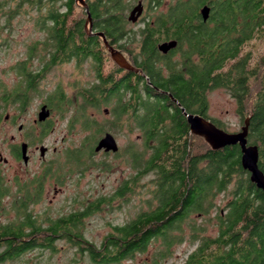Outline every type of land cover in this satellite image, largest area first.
<instances>
[{
	"label": "trees",
	"instance_id": "trees-1",
	"mask_svg": "<svg viewBox=\"0 0 264 264\" xmlns=\"http://www.w3.org/2000/svg\"><path fill=\"white\" fill-rule=\"evenodd\" d=\"M10 2L15 7L8 10L9 20L13 19V11L19 13L25 5L41 12L35 25L45 35L47 69L73 61L78 66L90 62L96 71L95 82L79 91L80 103H73L61 88L55 96L57 112L63 115L74 110L70 128L80 124L83 131L92 134L75 155L69 153L77 158L73 166L87 170L90 164L84 166L83 159H78L82 150L91 149L90 159L99 136L107 131L114 133L113 129L126 118L131 130L136 124L146 151L151 152L145 169L158 174L155 209L126 226L115 227L100 249L89 242L74 245L81 252H89L94 262L100 264L118 263L145 252L156 242L163 247L161 258L165 257L181 242L176 236L190 214H208L218 195L228 193L231 200L215 217L217 235H203L201 227L193 226L197 245L183 264H264V193L244 170L240 146L202 149L196 143L197 137L191 135L181 109L229 132L208 116L209 93L225 89L235 99L242 122L251 117L248 143L259 148V167L264 172V51L257 58L253 55L257 42L264 46V0H175L165 12L158 11L162 6L160 0H151L152 13L149 11L147 24L140 30L137 53L127 49L135 40L128 29L131 22L123 0H86L88 9H79L77 0ZM206 5L212 6V11L204 22L200 11ZM88 15L92 17L93 33H103L108 43L143 75L120 69L104 41L87 34ZM170 40L178 42V49L164 56L158 46ZM114 99L121 102L112 108L111 126L100 127L86 115L88 109H98ZM24 100L28 102L29 95ZM125 156H130L129 149ZM142 157H136L135 152L133 160L136 163L137 159L139 164ZM124 188L123 191L128 189ZM33 202L29 197L19 202L25 216L26 238L37 231L33 230L35 218L29 211ZM98 208H89L83 214L89 215ZM81 216L58 218L51 231L63 235L78 225ZM39 242L26 241L25 250L47 246ZM158 260L155 264H159Z\"/></svg>",
	"mask_w": 264,
	"mask_h": 264
},
{
	"label": "rangeland",
	"instance_id": "rangeland-1",
	"mask_svg": "<svg viewBox=\"0 0 264 264\" xmlns=\"http://www.w3.org/2000/svg\"><path fill=\"white\" fill-rule=\"evenodd\" d=\"M1 1V0H0ZM140 0H123L127 5L126 13L129 17L131 10L138 5ZM146 10L141 16L139 22L130 23L128 26L135 41L127 46L128 50L137 53V45L139 44V33L142 27L147 24L150 1L142 0ZM162 1V0H161ZM175 0H163L162 6L158 11H167V8ZM77 7L83 8L78 1ZM15 3L8 0V10L14 8ZM21 13V15H20ZM38 10L24 6L19 13L13 11V19L9 20L8 30V48L7 52L0 53V66L13 68L21 61L30 60L27 66V73L36 74L44 66L42 62L48 54L43 50L46 49L43 42L45 35L41 33L35 25V19L39 16ZM42 13H45L44 11ZM150 13H152L150 11ZM77 14L80 13L77 10ZM1 22V19H0ZM38 49L33 52L32 50ZM254 57H258L264 51L262 43L255 44ZM248 50V49H247ZM127 54V52H125ZM129 53V52H128ZM33 54V57L31 55ZM180 55L175 57L178 59ZM110 66V64L108 65ZM48 72L36 83L37 90L31 94L27 110L24 113L20 124L29 125L32 123L37 107L43 103H47L53 94L61 88L67 97L73 103H80L79 91L93 84L96 80V71L90 62L83 66H78L75 62L52 67ZM13 74H9L7 81L11 83ZM129 95H126V99ZM124 101V100H123ZM119 99H114L110 103L101 104L100 108H90L86 115L94 118L103 127L111 126L114 122L111 114L112 108L120 103ZM209 112L210 119L216 120L231 133H239L244 127V123L237 113V103L235 99L225 89H215L209 93ZM54 109V108H53ZM10 116L15 115L13 109H9ZM74 110H69L65 114H61L54 109L51 115L54 133L46 138L45 143H52L56 140V146L61 153L58 156H66V159H58L57 164V187L62 190L50 204L49 200L54 197L53 192L49 195L39 197L40 203L33 199V203L29 206V211L35 219L52 220L68 217L72 214L83 215L78 223V230L83 233L85 239L96 249H100L106 237L114 233L115 227H123L135 221L141 214L152 211L157 206L156 192L158 186V174L155 171H147L145 169L146 162L151 155L150 150L146 151L145 141L142 133L136 124L131 126L124 118L123 124L118 123L115 132H104L99 136L100 140L106 133L112 134L122 149L121 156L102 157L94 155L89 159L91 149L86 147L82 150L78 159H83V165L87 167H74L77 164L75 155L80 147L84 146L85 139L91 137L89 131H83L80 124H75L72 130L71 121L74 116ZM74 118V117H73ZM212 122V121H211ZM115 128V127H114ZM197 137L199 147L207 148L210 145L202 137ZM201 139V141H199ZM203 140V141H202ZM96 141V142H97ZM134 144L136 157L143 155L140 163H136L133 159H125V151L129 146ZM153 145V143H151ZM211 147V146H210ZM70 153V154H69ZM104 164V165H103ZM84 170V171H83ZM139 171L143 173L140 175ZM146 171V172H145ZM135 178L132 191L127 192L124 196H117V191L124 186L129 185V181ZM47 188L49 185L46 186ZM229 188V192L230 189ZM31 197V196H30ZM32 198V197H31ZM231 200L228 193L218 195L215 199L214 208H209L206 215L191 213L187 221L182 225L180 236L178 232H173L176 237L181 238V242L175 245L170 254L161 258L163 247L160 242L152 244L145 252L137 253L132 260L123 264H155L158 259L159 264H183L187 257L196 248V240L193 238L196 232L192 229L194 226L201 227L203 235L215 237L217 228L215 217L220 209H225ZM100 201V203L98 202ZM38 202V203H37ZM50 205V206H49ZM89 215H85L89 208H95ZM43 224V223H42ZM56 255L54 264H93L88 255L81 254L74 244L58 241L56 243ZM32 264H40L43 262V256L38 254H30ZM157 259V260H156Z\"/></svg>",
	"mask_w": 264,
	"mask_h": 264
},
{
	"label": "flooded vegetation",
	"instance_id": "flooded-vegetation-1",
	"mask_svg": "<svg viewBox=\"0 0 264 264\" xmlns=\"http://www.w3.org/2000/svg\"><path fill=\"white\" fill-rule=\"evenodd\" d=\"M206 6H209L212 11V6ZM146 7L144 5V12ZM0 19V53H6L9 30L8 0L0 1ZM178 46L167 55L159 52L164 56H169L177 51ZM48 61L42 62L44 66L36 74L27 73V75H25L27 72L26 64H29L30 60H23L11 69L7 66H0V184L3 185L0 187V264H32L31 257H27L30 254L43 256V262L40 264H54L58 241H65L69 244L88 243L83 233L78 230V225L72 226L70 231H65V234L58 236L51 231L55 221L40 220V218L35 219L34 222L33 230L37 229V231H33L35 234L26 238L25 216L19 202L26 197H32L31 199H35V201L37 199L40 203L39 197L53 192L54 197L49 200L51 204L56 196L62 192L57 187L59 185L57 183V164L59 163L58 159H66V156H58L61 150L57 148L56 140L53 141V144L45 143L46 138L54 133L51 115L54 112L55 93L47 103L37 107L35 114L37 118H34L31 124L19 123L23 119L29 102L24 100V96L29 95L30 99L31 94L36 92V83L48 72L46 67ZM10 73L14 75L11 83L7 81ZM44 107L50 112V116L46 121L41 122L39 121V114ZM10 108L14 110L15 115L10 116ZM100 140L93 147L94 155H101L102 157L122 155L123 152L118 142L119 150L116 153L105 150L96 152L95 149ZM129 154L130 156H125V159H135L134 144L129 146ZM70 157L68 158L70 159ZM134 182L135 178L129 181V185H126L128 189L123 191L125 186L119 189L117 196H120L122 192L123 194L131 192ZM47 185H49L48 188ZM27 229L30 233V229ZM34 240L41 241L39 243H44L47 246L34 247L26 251V241L33 242ZM77 248L79 249V247ZM81 254L88 255L93 264H100L94 262L95 260L89 252L85 251ZM135 255L124 258L115 264L128 262Z\"/></svg>",
	"mask_w": 264,
	"mask_h": 264
},
{
	"label": "water",
	"instance_id": "water-1",
	"mask_svg": "<svg viewBox=\"0 0 264 264\" xmlns=\"http://www.w3.org/2000/svg\"><path fill=\"white\" fill-rule=\"evenodd\" d=\"M80 2L81 6L88 9L86 4V0H77ZM144 12L143 2L140 1L137 6L133 8L130 12L128 20L131 23L139 22L142 14ZM200 14L204 20V22L208 21L211 15V8L209 6H205L201 9ZM92 28V17L88 15L87 23H86V32L88 35H96L100 37L104 41V45L109 51L112 60L114 63L122 70L129 71L131 73L141 74L143 72L140 69H136L133 67L125 58V56L114 47H112L107 39L105 38L103 33L94 34ZM178 46V42L175 40L163 42L158 46V50L167 55L172 50H175ZM169 97L179 105L178 101L173 98L172 95ZM181 107V106H180ZM182 109V112L185 118L188 121L190 126L191 135L202 137L206 140V142L211 146L213 150H220L228 146H240L242 153V166L244 170L250 173V180L253 184L257 186L259 190L264 193V172L259 167V148L257 146L248 144V133H249V125L251 117H248L244 122V127L239 133H229L218 126H216L210 120L205 119L202 116L190 114L186 112L185 109ZM50 116V112L46 110V107L42 109L39 114V121H46ZM96 152H100L105 150L106 152H118L119 147L115 137L107 133L100 140L96 147Z\"/></svg>",
	"mask_w": 264,
	"mask_h": 264
}]
</instances>
